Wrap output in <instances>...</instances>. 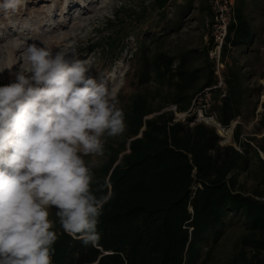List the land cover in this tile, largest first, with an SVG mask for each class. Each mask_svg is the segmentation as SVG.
I'll return each instance as SVG.
<instances>
[{
    "label": "trees",
    "instance_id": "obj_1",
    "mask_svg": "<svg viewBox=\"0 0 264 264\" xmlns=\"http://www.w3.org/2000/svg\"><path fill=\"white\" fill-rule=\"evenodd\" d=\"M166 2L154 0L161 10ZM255 2L235 1L220 48L221 86L215 58H210L214 42L209 0L198 3L201 16H207L203 24L208 41L201 48L172 56L160 48L161 40L151 52L145 41L138 44L132 60L140 88L120 107L124 132L103 137V162L92 168L96 195L107 192L106 181L114 193L99 218L100 238L87 245L74 239L63 231L54 209L50 220L58 239L53 264H205L228 216L241 217L247 231L241 242L250 246L251 254L241 247L226 264H264V237L256 236L264 232V159L259 154L264 152V134L246 138L255 141L252 147L241 138L242 125L237 123L233 139L239 152L231 145L220 146L213 128L175 121L166 109L173 104L177 112L187 111L194 97L210 88L211 110L220 122L228 125L241 117L254 90L246 86L243 66L231 53L244 52L252 40L247 11ZM121 38L115 30L90 47L103 59L114 57ZM151 79L153 91L144 86ZM242 173L244 182L239 180ZM246 181L251 182L248 189ZM208 242L210 250L203 257Z\"/></svg>",
    "mask_w": 264,
    "mask_h": 264
},
{
    "label": "clouds",
    "instance_id": "obj_2",
    "mask_svg": "<svg viewBox=\"0 0 264 264\" xmlns=\"http://www.w3.org/2000/svg\"><path fill=\"white\" fill-rule=\"evenodd\" d=\"M24 2L2 0L0 9ZM25 56L30 67L0 86V264H53L50 209L74 239L100 238L99 218L114 193L106 181L107 192L96 195L94 164L84 156L102 155V137L124 132V113L74 50L30 44Z\"/></svg>",
    "mask_w": 264,
    "mask_h": 264
},
{
    "label": "rangeland",
    "instance_id": "obj_3",
    "mask_svg": "<svg viewBox=\"0 0 264 264\" xmlns=\"http://www.w3.org/2000/svg\"><path fill=\"white\" fill-rule=\"evenodd\" d=\"M198 3L199 1L195 0H167L164 9L161 10L155 7L154 0H106L102 4L90 5L88 12L83 15V20L77 25L68 20L73 17H68L69 22L59 26V34L56 32L52 41L55 44H64L57 51L74 50L76 58L87 61L91 69L89 75L94 76L98 82L104 83L115 93L117 107L120 108L129 96L140 88L132 60L135 58L133 52L140 42L145 41L151 52L155 41L161 40L160 48L172 56H176L181 50L197 49L205 45L204 36L207 31L203 21L207 16H201ZM250 5L247 14L252 23V40L244 52L237 53L232 49L231 54L236 56L239 64L243 66L242 72L247 75L246 86L254 90L242 107L239 123L242 125L241 135L255 147V141L246 138L254 136L259 139L264 134V0H256ZM108 24L113 28L110 29ZM115 30H118L122 37L118 44L120 51L114 57L103 59L99 51L92 50L90 46L100 38L114 34ZM61 32L66 34L62 35ZM18 70L23 69L16 71ZM13 80L14 76L0 74V83L6 85ZM144 86L150 91L156 87L152 79ZM259 154L264 159V152L259 151ZM84 159L86 163L94 164L93 168H97L104 158L102 154L84 156ZM239 180L244 182V173L239 176ZM250 186L251 182L246 181V188ZM53 211L54 208L50 209L49 219ZM246 232L241 217L228 216L205 264H226L241 247H244L249 256L250 246H243L241 242ZM256 236L264 237V232ZM209 250L210 242L203 246L202 256H206ZM193 264H199V261Z\"/></svg>",
    "mask_w": 264,
    "mask_h": 264
},
{
    "label": "bare ground",
    "instance_id": "obj_4",
    "mask_svg": "<svg viewBox=\"0 0 264 264\" xmlns=\"http://www.w3.org/2000/svg\"><path fill=\"white\" fill-rule=\"evenodd\" d=\"M105 1L25 0L18 10L0 9V74L14 76L13 73L17 69L27 70L30 65L25 51L30 44L44 46L52 52L59 50L64 44H55L52 41L54 34H59V26L69 21L77 25L83 20V15L88 12L90 5L102 4ZM77 10L79 11L76 12ZM68 17L71 20L67 21Z\"/></svg>",
    "mask_w": 264,
    "mask_h": 264
},
{
    "label": "built area",
    "instance_id": "obj_5",
    "mask_svg": "<svg viewBox=\"0 0 264 264\" xmlns=\"http://www.w3.org/2000/svg\"><path fill=\"white\" fill-rule=\"evenodd\" d=\"M198 2L199 0H195ZM236 0H209L211 8L213 10L212 15V31L214 46L210 51V57L215 58L216 63V75L218 76V85H222L221 70L223 64L219 62L220 48L224 41L227 26L234 15V5ZM207 26V25H206ZM205 41H208V35L204 36ZM210 88H205L202 92L197 94L192 100L191 106L187 111L177 112L176 106L171 104L166 109L173 112L174 120L188 123L190 126L195 123H201L214 129L218 135V144L220 146H233L236 150L241 152L239 143H236L233 139L234 128L239 123V117L225 125L220 122L216 116V113L211 110V95ZM193 116L191 121L188 118ZM241 138L244 137L241 135Z\"/></svg>",
    "mask_w": 264,
    "mask_h": 264
}]
</instances>
